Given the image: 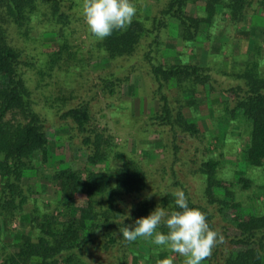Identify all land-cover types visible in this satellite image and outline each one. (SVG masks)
Segmentation results:
<instances>
[{
	"label": "trees",
	"instance_id": "1",
	"mask_svg": "<svg viewBox=\"0 0 264 264\" xmlns=\"http://www.w3.org/2000/svg\"><path fill=\"white\" fill-rule=\"evenodd\" d=\"M83 4L84 0H0V264H133L132 256L151 238L129 242L120 229L134 228L138 218L158 205L169 213L179 210L176 190H183L189 207L205 212L209 226L225 238L206 264H264V197L258 196L259 189L264 190V60H258L262 55L237 61L227 73L188 61L183 53L178 54L179 62L166 63L158 47L170 19L181 26L185 47L200 32L215 29L225 13L236 23L247 7L263 10L264 0H163L149 16L136 0L131 25L103 40L94 37L88 49L83 47L82 36H91L83 22ZM192 4L201 6L189 12ZM72 25H78V34ZM59 27L63 35H56L57 49L44 50L43 36L56 34ZM100 56L112 67L92 83L89 61ZM55 70L66 82L75 76L77 84L64 86L53 77ZM136 71L142 73L148 98L157 102V109L129 123L141 121L142 133L157 132L162 138V163L156 166L160 181L137 156H117L113 134L93 115L96 97L119 99L122 84ZM199 86L208 94L226 96L210 107L214 133L203 132L183 112L186 96L194 95ZM48 125L69 128L65 140L83 153L87 168L73 162L53 168L46 178L59 185L60 197L45 202L24 178L29 170L40 171L35 163L48 148ZM185 135L200 140L210 152L200 159L186 158L191 176L201 186L198 196L187 192L176 171L184 157ZM226 156H234L235 162H225ZM170 171L172 182L166 183L164 175ZM155 186L159 190H153ZM252 195H257L256 206H250ZM77 200L87 220L73 215ZM24 215L26 231L15 239L11 225ZM158 231L167 234L168 229L161 224ZM156 248L169 252L163 245ZM146 255L152 264L153 258ZM178 259L184 264L183 256Z\"/></svg>",
	"mask_w": 264,
	"mask_h": 264
},
{
	"label": "rangeland",
	"instance_id": "2",
	"mask_svg": "<svg viewBox=\"0 0 264 264\" xmlns=\"http://www.w3.org/2000/svg\"><path fill=\"white\" fill-rule=\"evenodd\" d=\"M163 0H138V4H141L144 8V14L149 16L159 10ZM131 3L136 4V0H130ZM137 7V5H135ZM201 6V5H199ZM196 5H189L188 11L195 12L198 10ZM200 9V8H199ZM78 15V7H77ZM222 20H218L216 28L209 31L210 33L200 32L196 41L191 45L183 46L181 39V26L174 19H170V24L165 29L164 35L161 37L162 45L160 47L159 54L166 63L179 62V55L183 53V57H186L188 61L200 63L202 66L210 67L211 69L222 68L225 72L232 71L234 64L237 61L254 59L255 55L261 53L259 61L264 60V9L256 7L246 8V13L243 19L234 23L225 13L222 16ZM78 18V16H76ZM84 24L85 19L83 20ZM73 24V23H72ZM76 27V34H78V25H72ZM88 29V26H86ZM62 33V34H61ZM63 35L62 28L59 27L57 33H46L42 38V45L44 50L57 49L58 39L57 36ZM207 34V35H206ZM209 34V35H208ZM35 37L38 35L33 33ZM57 35V36H56ZM84 48H89L90 43L94 41V36L91 34L90 38L82 36ZM78 43V40H77ZM33 46V42H29ZM259 57V56H256ZM236 61V62H235ZM263 64V62H262ZM112 67L111 62L107 57H93L89 61L88 69L90 70V80L95 82L96 77L102 72L108 71ZM54 78H60V83L64 86L67 85L71 88L77 84L75 76L69 78L67 82L62 79L64 76L60 71H53ZM90 81V82H91ZM52 84V80L49 79ZM40 91L36 92L38 95ZM80 91L78 90V95ZM226 96L216 92L212 94L206 93L204 86H199L198 91L193 95L186 96V105L183 108L184 115L191 121H197L203 132L214 133V130L210 124V107L216 106ZM93 115L96 123L101 126H106L110 133L114 136V142L116 149L125 156L133 154L141 159V163L151 173L156 172V166L162 163L163 149L161 145L162 138L157 132L142 133V123L131 122L132 119L137 120L139 117L145 116L147 113H152L157 109V102L148 98L145 80L141 72H133L129 75V81L124 82L121 86V96L119 99H96L94 100ZM116 110L115 113H113ZM136 124V125H135ZM47 134L49 138L48 148L37 155V161L35 165L40 171L29 170L24 178L25 182L30 183L35 195L44 199L45 202L58 199L60 197V187L58 184H51L48 182L46 175H48L53 168L66 167L70 163H75V166L80 168H87L85 157L83 153L73 144L70 140H65L69 133V128L66 125L51 126L48 125ZM185 141L181 150L184 153V157L176 164V171L181 181L185 183L187 192L190 195L198 196L201 194V186L196 178H193L190 174V164L186 158L200 159V157H207L210 152L204 151L205 144L200 140L185 135ZM211 148V147H210ZM197 153L195 154V151ZM213 152H216L214 150ZM195 154V155H194ZM207 154V155H206ZM116 156V155H115ZM118 158V157H116ZM225 162H235L234 156H226ZM96 166L95 169L99 168ZM103 166V165H102ZM157 173V172H156ZM42 176H39L41 175ZM165 174V173H164ZM172 173L170 171L168 177L164 175L165 182H172ZM153 178L157 181L160 177L153 175ZM167 178V181H166ZM153 190H159L157 186ZM172 190L176 188L172 187ZM183 191V190H182ZM222 193L221 190H215ZM184 192V191H183ZM259 197H264V190L259 189ZM257 195H252L249 198L250 206L257 205ZM246 202V201H245ZM82 202L77 200V203L73 211V215H76L80 220H87V213L79 208ZM47 206V205H46ZM228 212H230L228 210ZM233 213H231V216ZM27 222V216L21 217L20 222H14L11 226L16 229L13 238L19 237V232L25 230ZM86 222V221H85ZM5 228L6 225L3 224ZM8 238H11L10 236ZM157 245L152 243L151 240L148 244L139 248L137 254L132 256L133 264H148L149 257L157 259L155 262L152 259V264H162V260L165 258H172L173 264H182V260L179 261V254L165 251H157ZM157 249V250H156ZM148 258V259H147ZM203 264H206L203 261Z\"/></svg>",
	"mask_w": 264,
	"mask_h": 264
},
{
	"label": "clouds",
	"instance_id": "3",
	"mask_svg": "<svg viewBox=\"0 0 264 264\" xmlns=\"http://www.w3.org/2000/svg\"><path fill=\"white\" fill-rule=\"evenodd\" d=\"M136 14L137 8L130 0H84L83 4L85 23L98 40L109 37L114 30H126ZM174 196L179 210L169 213L158 205L148 216L138 218L134 228L123 226L120 232L129 242L151 238L152 243L183 256L184 264H203L225 238L219 230L209 226L205 212L189 207L182 190H176ZM161 224L167 227V234L158 231ZM162 264H173V260L165 258Z\"/></svg>",
	"mask_w": 264,
	"mask_h": 264
}]
</instances>
